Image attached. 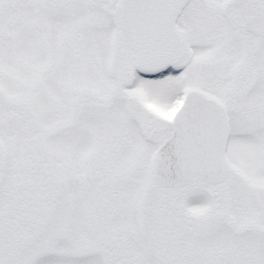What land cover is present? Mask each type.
<instances>
[{
    "label": "snow or ice",
    "instance_id": "snow-or-ice-1",
    "mask_svg": "<svg viewBox=\"0 0 264 264\" xmlns=\"http://www.w3.org/2000/svg\"><path fill=\"white\" fill-rule=\"evenodd\" d=\"M0 264H264V0H0Z\"/></svg>",
    "mask_w": 264,
    "mask_h": 264
}]
</instances>
